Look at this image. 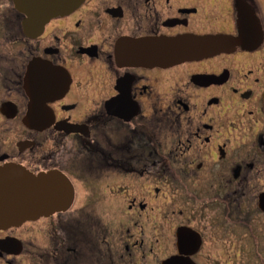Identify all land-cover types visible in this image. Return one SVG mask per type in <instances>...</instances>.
<instances>
[{
    "label": "flooded vegetation",
    "instance_id": "1",
    "mask_svg": "<svg viewBox=\"0 0 264 264\" xmlns=\"http://www.w3.org/2000/svg\"><path fill=\"white\" fill-rule=\"evenodd\" d=\"M8 165L74 198L0 228V264H247L226 220L264 221V0H81L46 21L0 0Z\"/></svg>",
    "mask_w": 264,
    "mask_h": 264
},
{
    "label": "water",
    "instance_id": "2",
    "mask_svg": "<svg viewBox=\"0 0 264 264\" xmlns=\"http://www.w3.org/2000/svg\"><path fill=\"white\" fill-rule=\"evenodd\" d=\"M81 0H16V6L32 19L46 21L77 6ZM31 5L30 10L23 7ZM165 61L173 56L165 53ZM73 186L57 170L30 174L21 166L0 167V228L17 226L25 220L65 210L73 200ZM259 207L263 199L259 198ZM164 264H177L171 257Z\"/></svg>",
    "mask_w": 264,
    "mask_h": 264
},
{
    "label": "rangeland",
    "instance_id": "3",
    "mask_svg": "<svg viewBox=\"0 0 264 264\" xmlns=\"http://www.w3.org/2000/svg\"><path fill=\"white\" fill-rule=\"evenodd\" d=\"M240 212H244V207H240ZM259 216L255 214L247 219L244 217L239 222L234 219L226 220L228 252L237 254L246 250L247 264H260L257 259H264V221L261 223Z\"/></svg>",
    "mask_w": 264,
    "mask_h": 264
}]
</instances>
